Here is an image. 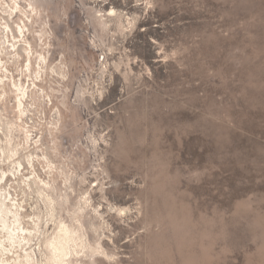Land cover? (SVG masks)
Returning a JSON list of instances; mask_svg holds the SVG:
<instances>
[{
	"label": "rangeland",
	"instance_id": "rangeland-1",
	"mask_svg": "<svg viewBox=\"0 0 264 264\" xmlns=\"http://www.w3.org/2000/svg\"><path fill=\"white\" fill-rule=\"evenodd\" d=\"M1 200L2 264H264V0H0Z\"/></svg>",
	"mask_w": 264,
	"mask_h": 264
},
{
	"label": "bare ground",
	"instance_id": "bare-ground-1",
	"mask_svg": "<svg viewBox=\"0 0 264 264\" xmlns=\"http://www.w3.org/2000/svg\"><path fill=\"white\" fill-rule=\"evenodd\" d=\"M15 86V85H14ZM16 89H18V88H16ZM18 91V90H17ZM20 93V92H19ZM25 94V92L23 91V90H21V93L20 94H18L19 96L21 95V96H23ZM24 97H25V95H24ZM18 105L19 106H21L22 105V101H21V97H19V100H18ZM18 165H20V164H18ZM3 177V176H2ZM5 200H1L0 201V224H1V227H3V228H5V226H3L6 222H7V220H6V215H7V212L9 211V212H11V210L9 209V208H7L6 207V204H5V202H4ZM7 208V209H6ZM13 223H15V225H12V228H11V231H9V230H7L6 231V235H7V239L8 240H10V241H13V239H14V236L16 237H22V239H24V236H21L22 235V233L24 234V232L23 231H25L24 229H23V227H21L20 226V224L19 223H17L16 222V217H17V219H18V213H17V211H14V213H13ZM19 220V219H18ZM9 229V228H8ZM1 230V229H0ZM5 231V230H4ZM63 234H65V233H63ZM3 242H1L0 241V252L1 251H3L4 252V249H6V248H4L3 247V244H2ZM14 243V242H13ZM58 244V243H57ZM54 246V245H53ZM54 248V247H53ZM55 250L58 252V253H60V254H62V253H64V249H63V247L62 246H60V247H55ZM8 251V250H7ZM9 252V251H8ZM2 255V254H1ZM65 254H63V256H64ZM62 256V255H61ZM4 263V262H3ZM6 263V262H5ZM4 263V264H5ZM0 264H2L1 262H0ZM8 264V263H7Z\"/></svg>",
	"mask_w": 264,
	"mask_h": 264
}]
</instances>
